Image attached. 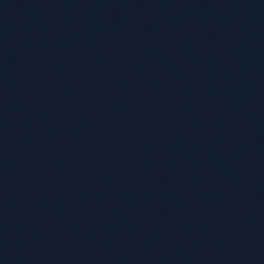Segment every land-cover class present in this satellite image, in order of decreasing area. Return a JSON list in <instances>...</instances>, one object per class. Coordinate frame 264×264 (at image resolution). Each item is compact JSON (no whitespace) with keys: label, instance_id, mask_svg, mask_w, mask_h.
I'll list each match as a JSON object with an SVG mask.
<instances>
[{"label":"water","instance_id":"95a60500","mask_svg":"<svg viewBox=\"0 0 264 264\" xmlns=\"http://www.w3.org/2000/svg\"><path fill=\"white\" fill-rule=\"evenodd\" d=\"M0 264H264V0H0Z\"/></svg>","mask_w":264,"mask_h":264}]
</instances>
